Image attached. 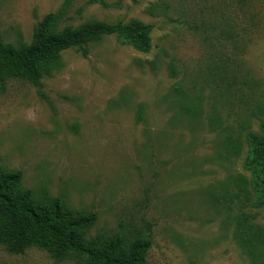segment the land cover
I'll return each instance as SVG.
<instances>
[{
	"label": "rangeland",
	"instance_id": "1",
	"mask_svg": "<svg viewBox=\"0 0 264 264\" xmlns=\"http://www.w3.org/2000/svg\"><path fill=\"white\" fill-rule=\"evenodd\" d=\"M248 1L237 20L227 0H0V37L13 45L29 43L48 14H63L59 30L93 21L153 26L147 54L110 36L89 44L86 57L63 52L40 91L23 80L0 82V167L20 171L22 186L36 196L46 192L96 214L88 238L149 237L146 264H250L232 240L228 215L206 195L215 182L243 173L242 159H219L222 131L210 126L212 114L235 127L264 97V0ZM235 20L252 32L241 54L221 51L228 62L242 58L253 77L252 90L240 85L239 94L227 91L230 65L216 81L215 51L202 44ZM191 22L220 27L196 33ZM178 85L201 96L200 119L179 116L172 93ZM250 120L256 132L258 122ZM251 214L264 227V208ZM0 264L77 263L0 246Z\"/></svg>",
	"mask_w": 264,
	"mask_h": 264
},
{
	"label": "trees",
	"instance_id": "2",
	"mask_svg": "<svg viewBox=\"0 0 264 264\" xmlns=\"http://www.w3.org/2000/svg\"><path fill=\"white\" fill-rule=\"evenodd\" d=\"M227 3H231L237 20L249 6L248 0H227ZM151 12H155L154 8ZM62 15H46L37 23L29 43H3L0 37V82L23 80L40 91L43 77L59 69L63 52L75 50L86 57L89 44L110 36L123 38L140 53L147 54L151 50L153 26L139 20L112 24L93 21L59 30ZM219 27L209 22L188 24V28L196 33L208 29L216 31ZM240 28L236 20L231 21L228 30L221 29L217 38H202L208 51H215L209 56L213 66L217 65L216 81L221 84L225 78L222 75L229 71H225L226 66L232 67L227 91H234V94L241 93L240 85L249 90L254 85L252 75L244 70L242 58L235 57L228 62L229 59L221 54L225 47L232 48L234 56L244 51V40L252 32ZM172 93L179 104V116L190 120L201 118V96H188L179 85ZM249 113V117L235 123V127L212 114L210 126L218 125L222 131L219 159L227 163L242 159L243 173L230 174L215 182L207 188L206 195L208 203L228 215L231 237L238 250L250 264H264V227L255 223L251 214L254 209L264 208L263 96ZM252 118L258 122L256 132L251 130ZM22 179L20 171L0 167V246L9 254L22 255L35 248L58 262L71 259L77 264H146L151 248L149 237L130 243L116 235L98 234L88 238V232L96 224V214L75 211L46 192L36 196L22 186Z\"/></svg>",
	"mask_w": 264,
	"mask_h": 264
}]
</instances>
